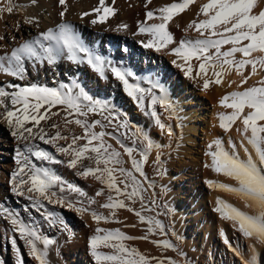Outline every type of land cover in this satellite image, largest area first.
Listing matches in <instances>:
<instances>
[{
  "label": "snow or ice",
  "instance_id": "6c2138e0",
  "mask_svg": "<svg viewBox=\"0 0 264 264\" xmlns=\"http://www.w3.org/2000/svg\"><path fill=\"white\" fill-rule=\"evenodd\" d=\"M194 2L195 0H176L171 4L147 11L146 21L157 20L159 23L139 24V34L150 37L143 44L145 48H151L157 52L168 49V54L176 57L173 64L190 79L202 78L201 74L207 77L208 70L211 69L214 79H203L204 90H208L212 83L222 84L224 76L231 70L240 76L238 84L236 81H231L228 86L236 84L237 88L243 90L232 91L220 100L221 107L232 111L218 115L219 126L224 131H231L232 126L240 121L243 128L236 130L254 150L256 158L253 159L249 154L246 159H242L234 144L231 145V151H229L221 140L212 141L205 153L210 158V163L205 164V167L229 178L235 184H218L214 181H207V183L210 188L237 196L252 210V214L245 213L220 199H217V207L214 209L220 214L221 219L232 222L243 236L254 238L264 244V123H262L264 122V75L261 74L264 73V9L258 13L254 12V8L258 6L257 0H208V3L200 7L198 12V15H203L205 19L192 20L185 28V32L194 29L200 38L183 39L177 42L169 31V23ZM151 3L152 0H146L145 7L147 8ZM58 4L62 6V11L59 13L61 22L54 28H48L31 39L24 40L10 52L0 55V74L16 80H24L27 74L26 63H31L33 68L38 64L43 66L45 62L49 66H54L61 59L77 65L87 64L102 79H107L106 74L111 72L112 76L122 83L128 96L136 101L142 110L145 108L147 98L148 107L151 109L150 115L154 118L156 125L164 130L165 125L161 122L155 108L157 104L166 109L171 108L169 101L163 95L164 90L160 88L161 95L156 96L150 90L140 87L138 83H130L129 77L136 79L133 73L113 66L85 46L73 26L63 21L67 12L66 0H58ZM100 6L93 10L98 14V18L91 21L93 24L104 23L108 16L115 14L111 7L105 5V0H100ZM16 7L13 0H6V3L5 0H0V16L4 13L10 15ZM101 10L102 15H100ZM82 15L87 16L89 13ZM25 23L39 26V21L35 18H29L25 20ZM120 27L126 29L127 25ZM173 44L176 46L169 49V45ZM226 45L230 47L222 51ZM237 53L240 54V59H236ZM178 60L183 63H177ZM193 60L199 62L195 77L192 75L191 61ZM249 66L251 71L245 75L244 70ZM256 75L261 77L257 84L245 88L244 85L249 79ZM154 87H159V85H154ZM7 89H13V91ZM57 106H60L59 111L52 112L51 110ZM0 108L4 109L0 117L12 129L13 136L24 141L40 140L44 144H51L60 155L71 157L67 161H62L40 148L39 145L26 144L24 151L17 150L15 162L19 167L11 174L12 192L30 201L31 207L40 212L49 223H53V213L47 211L45 201L61 207L67 206L77 213L89 212L93 222L97 225L95 234L89 239L90 254L95 264H151V259L156 258L150 259L138 249L129 248L125 244V241L129 240L147 239V236L132 237L119 229L108 230L99 227L102 221L120 223L119 220L114 219L115 210L125 209L136 215L140 223L149 225L147 232L154 234L152 227L154 221L126 203V201L135 203L136 198L139 197L141 206L144 207L143 197L140 195V181L136 179L133 171L122 167L121 153L104 141L107 133L94 131L97 126L103 127L101 121L95 120L88 123L86 120L89 113L99 114L108 111V106L100 100L93 99L78 83L74 86L61 84L57 88L38 85L21 87L17 84H8L6 87L0 86ZM41 109L44 111L42 112ZM246 109L247 112H245ZM62 112L66 126L75 124L83 130L82 135H73L71 143L66 146L57 143L59 140L69 139L58 130V124L51 125L57 129L55 135L52 136H49L41 126L42 121L47 122L52 116H59ZM145 114L148 115L149 112L146 111ZM29 124L32 127L26 126ZM168 135H172L170 128ZM81 140L85 141L82 145L78 143ZM121 147L130 159L132 169L143 176L142 163L147 161L152 144L149 142L145 145L141 160L133 156L136 149L122 143ZM245 151L248 150L245 149ZM31 157L42 164L44 162L48 164L66 163V166L72 169H76L80 164L81 170L78 171V175L84 178L92 176L108 189L107 202L101 207L110 210L109 215L105 216L90 210V205L96 203L95 200H90L88 207H85L82 201L77 202L81 204L80 207H76L70 201L66 203L65 198L58 196L55 191L57 187L61 193L66 190L61 178L49 168L38 166ZM83 160L93 161L95 167L83 165ZM67 190L85 196L81 189L71 184L67 185ZM96 195H104L103 189ZM0 215L10 221L13 231L28 245L30 254L39 264H48L47 250L54 241L42 237L35 228L24 223L18 215L8 212L2 206H0ZM155 225L161 227L158 221H155ZM11 242L13 247H16L15 237ZM37 242L42 245V248L37 246ZM153 243L158 247L173 249V245L167 241H153ZM225 243L228 241L225 240ZM101 247L110 248L112 251L104 253L99 250ZM17 251L19 252L18 248ZM236 254L239 255L238 252ZM157 264H165V261L157 260ZM167 264H176V262L169 258ZM245 264H255V260H247Z\"/></svg>",
  "mask_w": 264,
  "mask_h": 264
},
{
  "label": "bare ground",
  "instance_id": "6f19581e",
  "mask_svg": "<svg viewBox=\"0 0 264 264\" xmlns=\"http://www.w3.org/2000/svg\"><path fill=\"white\" fill-rule=\"evenodd\" d=\"M99 1L100 0H66L67 12L66 15L63 17V21L73 26L74 31L80 37L81 41L91 51L100 55L106 61L110 62L113 66L119 67L122 70L131 71L136 79L129 77L130 83H138L140 87H142L144 85L143 83L146 82L148 90H150L156 96L161 95L160 88L164 90L163 95L171 105V108H167V109L165 108L166 112H168V114L170 115L171 120H163L164 123L167 124L166 126L167 130H164L162 134L166 137L168 136H171L172 138L174 137V139H176V142H181V141L194 142L196 136L197 135L199 136V134L203 138L210 140V142L219 139L224 143L225 148L229 151H231V145L234 144L236 147V151L238 152V154L242 159H246L249 154H251L253 159H255L256 154L254 150L251 148L250 145H248L247 141L240 134V132L236 130L238 128L240 129L243 128V125L240 121H237L236 124L232 126L231 131H224L219 126L218 115L222 112L231 113L232 111L231 109L221 107L220 100L223 96L227 95L232 91L243 90L237 88L236 84H233L231 87L228 86L229 82L231 81H236L238 84L241 79L240 76H238L235 73V71L232 70L224 76L222 84L217 85L215 83H212L208 90H204L202 86L203 79L205 78L214 79V77L212 76V70L209 69L207 77H203V74H201L202 78L196 79V81L199 82L198 85L200 90V92L198 93L200 98H196L195 96L197 92H194L193 90H190L187 87L185 88L181 86L177 82V76L171 74L168 68H166L167 64H165L166 65L165 66L161 60L159 61V63H157L155 61V57L150 55V52L147 49H145V47H143L140 44V42L136 40L135 41L130 40L127 42V44L122 42V46L121 47L117 46V49L115 48L116 41H113L112 43L110 42L109 44L107 43L105 45L104 44L101 45V43L98 42V41L101 42V40H99L100 37L97 36L98 34H95L96 29L94 30L93 26L91 25L92 24L91 19L87 18L86 16L82 17V12L86 13L85 11L88 9L89 10L96 9L98 5L97 2ZM125 1L126 2L124 6L121 7L120 4L121 0H114V2L113 0H105V5L111 7L114 10V12L119 11L120 8L121 9L123 8L122 10H124L123 14L119 13L118 15L117 13L116 17L114 16L113 23H115V25L122 23L123 24L132 23L133 20H135L138 17H141L143 12H145L148 9V6L147 8L145 7V2H143V0H125ZM13 3L17 6L15 10L10 15L8 13H4L2 14V16H0V37H3V39H0V55H3L5 52H10L14 47H17L24 40L31 39L39 32L45 31L48 28H54L58 23L61 22V17L59 13L62 11V6L58 4V0H13ZM195 3L198 5L200 9V7H202L204 4L208 3V0H195ZM257 3L258 6L254 8V12L256 13H258L261 9H264V0H257ZM79 17L81 18V20L79 19ZM29 18H35L36 20H38L39 26L36 27L25 23V20ZM203 19H205V17L203 15H199V20H203ZM113 23H111V25ZM102 50H104V56L99 54V52H102ZM137 60H142L147 66V68H145L143 72L144 74L141 75V77L140 74L134 68V65L136 64ZM154 66H158V67L154 68ZM164 67L166 68L164 72L157 71V69L160 70L161 68L163 69ZM26 68L27 71H30L32 74L33 84L22 85L21 83H17L19 82V80H16L15 78L6 76L4 74H0V86L6 87L8 84H11L9 82L11 80L14 81L13 84L20 85L21 87H25L29 85H38L39 82L43 80L44 76H48L49 78H53V76H55L57 80V84L54 85L55 86L54 88L59 87L61 84L74 86L75 84L78 83L81 87L85 89V91L89 95L93 97V99L100 100L102 103H105L109 109L108 111L99 114L89 113L86 118L87 122L91 123L95 120L101 121L103 127L95 128L94 131L97 133L101 131L107 133V135H105L104 137V141L107 144L112 145V148L114 150L119 151L121 153L120 158L123 161L122 167L127 170L133 171V174L136 176V179L140 181L141 183L140 195L142 196L144 195L143 192L147 190H151L149 189L150 185L148 186L143 182L145 180L142 179V176L139 173H136L134 169H132L131 161L128 158V156L124 154L123 148L121 147V143L127 147H132L136 149V151L133 153V156L137 160H141L142 158L141 153L145 149V145L150 142L153 148V146H156L160 143V141L158 140L159 138L158 136H155L153 133L151 136L148 137L147 134L148 128L143 132V130L140 127H138L136 129V132L130 134V136L124 133L125 125L121 120V118H119V113H117L116 109L119 108L120 111H122V113L129 119L131 125H136L135 124L136 119L131 117V113H130L131 108L129 106L127 107L125 103L126 98L128 97L129 99L130 96H128V94L125 92L122 83L116 80L112 76L111 72H108L106 74L107 75L106 81L105 80L101 81L98 74L95 73L87 64L77 65L71 63L66 59H61L54 66H49L47 65V62H45L43 66H40L38 64L35 68L32 67L31 63H26ZM250 71L251 70L249 66L244 70L245 75H248ZM49 72H52V76L50 75ZM61 73L64 74L63 75L64 81H61L59 79L58 75ZM261 74L264 75V73ZM260 78H261L260 75L252 76L251 79H249L248 83L244 85V87L246 88L256 85L257 81ZM196 81L193 82L196 83ZM86 82L93 85L94 88L92 91L89 92V87H85V84H87ZM154 85H159V87H154ZM43 86L48 87L46 82L44 83ZM95 87H98V94H94ZM156 106H159V104H157ZM59 108L60 106H57L56 108H53L51 111L57 112L59 111ZM41 111L43 112L44 109H41ZM147 111L149 112V114L148 116L145 117L146 119L143 122L145 125L148 124V126H150L154 123L153 122L154 120L150 115L151 109L149 107ZM205 111H207V114L205 113ZM247 111L248 110L246 109L245 112ZM63 116L64 113L62 112L59 116H53V117L54 118L57 117L58 120L60 117L62 119L61 121L64 122ZM69 118L71 119L72 117ZM82 119L85 118L82 117ZM109 121H111V123H109ZM6 123L7 122L5 121L4 124ZM1 125L2 124L0 122V126ZM72 125H73L72 127L73 130H72V134L69 132L70 133L68 139L69 143H71L72 136L74 134L76 135L77 133H79L80 130H82L80 127L76 126L75 124ZM41 126L42 127L44 126V121L41 122ZM140 126L143 127L142 124ZM169 128L171 129L172 135H168ZM4 133L7 134L5 129L3 130V127H0V135ZM245 149H247L248 151L246 152ZM152 151L153 150L149 151L147 161L142 163L143 172L145 168L147 170L146 164L152 163L153 159L149 158V156H151ZM204 155L206 157L205 153ZM68 159H71V157ZM206 160H207L206 161L207 164L210 163V158L208 156ZM82 163L85 166L95 167L94 162L91 160H83ZM8 168L9 166L7 165L3 167V169H7V171ZM80 168H81L80 164H78V167L76 169L70 168V171L72 170V172L74 173L73 176L76 175V177L77 176L82 177L81 175H78V171H80ZM50 170L53 172L52 169ZM213 174L215 173L213 172ZM69 175L71 176L70 173ZM3 176H5V174L3 173V171H0V179L5 180ZM221 176L222 175L218 176L219 177L218 180H220ZM223 178H225V176ZM223 178L221 179L222 181ZM228 180L230 179L226 180L227 184L230 185L235 184L232 180L231 181ZM84 182H85L84 188L86 194L85 196L86 207L89 206L90 200H95L96 203L90 205V210L108 216L110 210L101 207L102 204L107 202V197L109 195L108 189L100 182L95 180L92 176L84 178ZM5 183L6 181L1 183L2 185H0V206L4 208L6 206L8 212L14 215H18V218L23 222L26 221L25 220L26 218L24 217L25 215L27 216V214L32 213V216H34L35 218L36 210L31 207L30 202L24 200L23 199L24 197L22 198L21 196L15 195L10 189L11 184H7V183L5 184ZM120 186L123 187V185ZM102 189L104 191V195L97 196L96 193ZM113 195L115 194L113 193ZM150 196L149 197L144 196L143 200H146L147 202L146 201L144 202L146 204H143L144 205L143 208L141 206L139 197L136 198L135 203H131L128 201H126V203H129L130 207H133L137 211H141L142 215L154 221L152 225L154 234L147 232L149 225L140 223L136 215H134L132 212H128L125 209L115 210L116 216L114 217V219L119 220L120 223H104L102 221L99 224V227L108 230L119 229L121 232L132 237L147 236V239L129 240V241H125V244L129 248L138 249L140 253H142L146 257H149L150 259L156 258V259H151V264H157V260H163L165 261V264H167V260L169 258L175 261L176 264H183V256H184L183 250L177 252L174 248L165 249L163 247H158L156 246L155 243H153V241L155 242L167 241L171 243L172 239L170 236L172 233L167 235L163 230L162 223H161L162 227H156L155 221L159 222V220L158 218L156 219L157 216L155 217V214H153L152 212V210H155L156 208L154 206V200L151 199ZM2 197H4L3 204H1L2 203L1 199L3 200ZM216 197L217 199L219 197L223 201L237 207L238 209H240L245 213L252 214V210H250L240 198H238L233 194L227 195L224 194L223 192V194L218 195V193H215L214 198L216 199ZM120 199H123V197H120ZM148 201L151 203L148 204L149 203ZM10 207H12V210H10ZM31 210H33L34 212H31ZM21 212L23 215H20ZM176 212L180 220L184 221L185 216H183V213H185V210L178 207L176 209ZM74 213L76 214L75 216L76 219L74 217L72 222H74V224L79 227L81 223L80 221H83L84 227L80 229L82 231L79 234L80 237L78 235L79 246L78 244L76 245L78 247L72 251V253L70 254V256L67 257L66 260H64L60 256L63 248H65L64 243L66 241L64 235L66 231L65 229L66 224L64 222L59 224L57 231L54 230L55 226H52L53 228H50V226H48L47 224L48 222L44 223L41 221H37V217L35 218L34 224L36 225L37 228L36 231L40 233L42 237H46L54 241V243L50 245L47 250L46 259L48 261V264H83V262L86 264H95V261L90 254L89 239L91 236L95 234V228L97 227V225L93 222L89 212L81 214L75 211ZM2 219H4V216L0 215V253H1L0 264H23L20 251L19 252L17 251V248L19 249V247L23 249L24 253H26V257L30 259V262L28 261V264H39V262L30 254V249L28 245L25 244L24 240L20 239L19 235L13 231V226L11 225L10 221H8V223L4 225ZM30 222L31 221L27 220L25 223L28 224L30 227H33V225ZM53 224L57 225L56 222L55 223L53 222ZM132 225H135V227H132ZM174 229L176 230L177 228ZM220 231H221V235H223L222 230ZM241 235L243 239L246 240L247 252L251 257V260L254 259L256 261L258 254H260V258L262 259L261 264H264V249H263L264 244L258 242L254 238H247L243 236L242 233ZM14 237L16 239V247H13L11 242ZM7 243L10 246H7ZM113 243H115V241H113ZM37 246L42 248V245L39 244V242H37ZM85 249L88 250L89 256L92 259L90 257L88 259L83 258V252H85ZM99 250L104 253H111L112 251V249L104 248V247H101ZM89 260L92 262L88 263Z\"/></svg>",
  "mask_w": 264,
  "mask_h": 264
},
{
  "label": "rangeland",
  "instance_id": "374dc122",
  "mask_svg": "<svg viewBox=\"0 0 264 264\" xmlns=\"http://www.w3.org/2000/svg\"><path fill=\"white\" fill-rule=\"evenodd\" d=\"M99 2H97L98 4L97 7H101ZM125 2H126L125 0H121L120 3L121 7L124 6ZM143 2L146 3V0H143ZM173 2H176V0H152V3L148 5V9L145 12H143L141 17L136 18L135 20L132 21V23L129 24L122 23L115 25V23H113L114 16L116 17L117 13L119 15V13L123 14L124 12V10H122L123 8L122 9L120 8V10L118 9L119 11H115V15L108 16L104 23L98 22L96 24L92 23L91 25L93 26L94 30L96 29L95 34H98L97 36L100 37L99 40H101V42L100 41L98 42L101 43V45L102 44L105 45L107 43L109 44L110 42L112 43L113 41H116L115 48L117 49V46L118 47L122 46V42L127 44V42L130 40L132 41L136 40L140 42V44L143 46V44L146 43L150 37L147 35L139 34V27H138L139 24L145 22L149 25L152 23H159V21L157 20L146 21V15H145L146 12L149 10H155L159 7L171 4ZM196 6L198 7V5L194 2L192 5H190V7L187 8V10L177 15L169 23L168 26L169 31L173 34L177 42L183 39L195 40L200 38L199 34L194 29H189L187 32H185V28L187 27L190 21L199 20V15H198L199 7L197 8ZM93 10L88 9L85 11L86 13H89V15H87L86 17L91 19V21L98 18V14L95 13ZM82 14H84V12H82ZM102 14L103 13L101 10L100 15ZM82 17L84 16L82 15ZM79 19L81 20L80 17ZM111 23L113 24L111 25ZM118 25L119 26L127 25V28L123 29ZM175 46H176L175 44L169 45V49ZM228 46L227 45L226 47L224 46L222 51L228 50V48L230 47ZM145 49H147L150 52V55L155 57V61L157 63H159V61L161 60L164 63V65L167 64V66L165 65L166 68H168L171 74L177 76V82L181 86L185 88L187 87L190 90L197 92L195 97L200 98L198 94L200 92L198 85L199 82H197L196 79H190V78L188 79V77L185 76L184 72H182L179 68H177L173 64V60H175L176 57L174 55H169L168 49H164L160 52H157L151 48H145ZM99 54L104 56V50H102V52H99ZM240 57H241L240 54L237 53L236 59H240ZM196 62L197 61L195 60L191 61L193 67V73H192L193 77L196 76V71L198 70L199 62L197 63ZM177 63H183V62L178 60ZM145 66H146L145 63L142 60H137L136 64L134 65V68L140 74V77L141 75L144 74L143 72L145 68H147V66L146 67ZM155 67L157 68L158 66H154V68ZM166 68L164 67L163 69L161 68L160 70L157 69V71L164 72ZM49 73L52 76V72ZM63 75L64 74L62 73L58 75L61 81H64ZM100 80L106 81V79H102V78H100ZM43 81L44 83L46 82L48 87H52V88H54L55 87L54 85L57 84V80L55 76H53V78L44 76L43 80H41L40 82L38 80L39 82L38 85L43 86L44 85ZM193 81H196L197 84ZM9 82L13 84L14 81L11 80ZM17 83H21L22 85L33 84V77L31 72L27 71L25 79L19 80V82ZM86 83L87 84H85V87H89V92L92 91L94 87L93 85L90 84L91 81L90 83L88 82ZM143 84L144 85L142 86V88L148 90L146 82H144ZM7 90L13 91L12 89H7ZM94 94H98V87H95ZM130 98L128 99L127 97L125 103L127 107L129 106L131 108L130 109L131 117L136 119V123H135L136 125H131L129 119L122 113V111H120L119 108L116 109L117 113H119V118H121L124 125H126L124 127V133L130 136V134L136 132V129L138 127H140L143 130V132L148 128V133H147L148 137L151 136L153 133L155 136H158L159 138L158 140L160 141L158 145L153 146V148L151 149L153 151L151 153V156H149V158L153 159L152 163L151 164L147 163L148 164V165L146 164L147 170L145 168L143 172L144 175L142 176V179L145 180L143 182L148 186L150 185L149 189L151 190H147L143 192L144 195H142V197L144 199V196L149 197L151 195L150 197L151 199L154 200V206L156 208L155 210H152V212L153 214H155V217L157 216L156 219L158 218L159 224L160 225L161 223L163 224L164 232L167 235L172 233L170 237L172 239L171 243L173 245V248L177 252L183 250V255H184L183 264H245V261L251 260V257L247 252L246 240L243 239L241 233L236 229V227H234V225H232V222L221 219L220 214L214 211V209L217 207V203H216L217 197L215 199L214 194L218 193L219 195V194H223L224 192V194L228 195L230 193L228 192L226 193L225 191H221L219 189L210 188L208 186L207 181H214L218 184L219 183L225 184L226 180L229 179L227 177L223 178L224 176L222 175L223 177L221 176L220 180H218L219 178L218 176L220 175L216 174L215 172H214L215 174H213V171L210 168L205 167V164H207L206 162L207 156L205 157L204 153H206L208 149L207 147L209 143H211L210 140L203 138L202 136H200V134L199 136L198 135L196 136L194 142H188V141L176 142V139H174V137L172 138L171 136L168 137L164 136L162 132L164 130H167L166 127L167 124L164 123L163 120H171L170 115L168 114V112H166V109L161 108L160 106H155L161 122L165 125V129L161 130L156 125L154 118H153L154 123L150 125L151 126L150 127L148 126V124L145 125L143 122L146 119L145 117L148 116L145 114V112L148 110L147 98L145 101V108L143 110L141 109V107L138 106L136 101ZM3 111L4 109L0 108V113H2ZM205 113L207 114V111H205ZM80 118L82 119V117ZM61 120L62 119L60 117L58 120L57 117L54 118L52 116L51 119L47 120V122H44L43 128L45 129V131L48 133L49 136L55 135L57 131L56 128L51 127V125L53 124L59 125L58 130L61 132L62 135L69 137V134L70 133L72 134L73 125L66 126L65 123L62 122ZM0 122L2 124L0 127H3V130L5 129L7 133L0 135V171H3V173L5 174V176H3L5 180L0 179V185H2L1 183L5 181L7 184H11V174L14 171H16L19 167L15 162L17 150L24 151L26 144L39 145L40 148L52 153L57 159H60L62 161H67L68 158H70V156H64L57 153L56 149L51 144H44L40 140L24 141L18 139L16 136L12 135L11 133L12 129L9 128L8 124L7 123H6L7 125L4 124L5 121L3 120V118H0ZM141 124L143 125V127L140 126ZM27 127H32V125L30 124ZM96 128H101V126H97ZM82 133L83 130H80L79 133H77L76 135H82ZM57 143L59 145L66 146L67 144H69V140H59ZM78 143L82 145L84 144V141L81 140ZM31 158L34 160L35 163H37L38 166H43L52 169L53 173L59 176L61 180L64 182V187L66 190L63 193L59 191V187L55 189L58 196L64 197L66 203L70 201L76 207H80L81 204L77 202L82 201L83 205L86 207L85 205L86 194L85 196H80L78 193L70 192L67 190V185L71 184L75 187H78L85 193L84 178L78 176L76 177V175L73 176L74 173L72 172V170L70 171V168L65 165L66 163L48 164L47 162H44L42 164L40 161H35L34 157ZM6 165L9 166L8 171L7 169H3V167H5ZM68 171L71 174V176L69 175ZM222 178L224 182L221 180ZM2 198L3 200L1 199L2 202L1 204L4 203V197ZM23 199L28 201L25 198ZM218 199L220 198L218 197ZM145 201L146 200H143V204H146L144 203ZM150 203L151 202H149L148 204ZM45 206L48 212L53 213L52 219L53 222L54 223L56 222L57 225H54L53 223L49 224V221L46 220L44 216L41 215L40 212L35 211V218L37 217V221H41L44 223L48 222L47 224L48 226H50V228H53L52 226H55L54 230L58 229V225L61 224V221H63L66 224L65 227L66 231L64 235L66 241L64 243L65 248H63L60 255L61 258L66 260L67 257L70 256L72 251L79 246L78 244L80 237L79 234L80 232H82L80 229L84 227L83 224L84 222L79 220L81 223L79 227L76 226L74 222H72L73 218L76 216V214L74 213L75 210L69 209L67 206L61 207L58 204H48L47 201H45ZM178 207L185 210V213H183V216H185L184 221L180 220V218L178 217V214L176 212V209ZM10 210H12V207H10ZM41 211H43V209ZM31 212L34 211L31 210ZM20 215H23L22 212L20 213ZM24 218H26L25 219L26 221L27 220L31 221L30 223L33 225V228L37 230L36 225L34 224L35 218L34 216H32V213L27 214V216L25 215ZM4 219H2V222L5 225L8 223L9 220L5 217ZM26 221H24V223ZM174 228L177 229L175 230ZM220 230H222V234L224 236L221 235ZM224 240H227L228 243H225ZM77 244L78 246H76ZM7 246L10 245L7 243ZM233 249L235 251H233ZM19 251L23 264H28V261L30 262V259L26 257V253H24L23 249L20 247H19ZM237 252L239 253V255L236 254ZM89 257H90L89 252L87 249H85V252H83V258L88 259ZM261 260L262 259L260 258V254H258L255 264H261ZM91 262L92 261L90 260L88 261V263ZM83 264L86 263L83 262Z\"/></svg>",
  "mask_w": 264,
  "mask_h": 264
}]
</instances>
